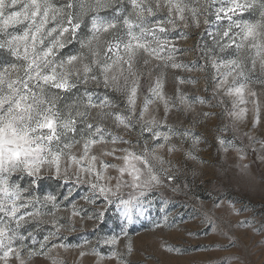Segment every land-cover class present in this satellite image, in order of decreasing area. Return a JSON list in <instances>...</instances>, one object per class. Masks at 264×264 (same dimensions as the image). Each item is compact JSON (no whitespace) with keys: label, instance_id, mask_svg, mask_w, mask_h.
I'll use <instances>...</instances> for the list:
<instances>
[{"label":"snow or ice","instance_id":"snow-or-ice-1","mask_svg":"<svg viewBox=\"0 0 264 264\" xmlns=\"http://www.w3.org/2000/svg\"><path fill=\"white\" fill-rule=\"evenodd\" d=\"M193 37L195 42L185 47ZM192 52L195 60L184 58ZM208 70L212 87L204 91H211V96L185 90L200 81L180 73ZM170 82L175 85L171 92ZM261 90L264 0H0V264H28L33 259L56 264L49 256L53 249L76 247L65 243L68 237L61 233L76 232L77 220L99 223L114 207H122L124 217L132 220L133 200L138 197L115 200L127 184L119 179L114 186L104 182L107 169L117 166L96 163L98 143H132L108 128L109 120L143 137V154L119 150L128 154L123 157L125 166L118 169L120 177H131V187L143 196L146 188L161 183L147 159L148 142L167 145L170 153L179 150L170 143L177 136L191 138L194 145L206 143L194 125L216 116L202 111L189 127L180 119L170 123L173 113L187 118L199 103L222 108L221 119L247 123L249 109L243 105L252 97L254 131L261 126ZM226 97L237 99L226 102ZM155 100L164 109L159 122L145 119ZM230 130L234 132L226 124L216 126L217 149L236 148L238 158L245 160L235 134L227 135ZM243 135L252 143H264V137L249 131ZM117 151L103 155L120 159ZM186 157L199 159L190 152ZM132 160L149 169L147 179L129 165ZM164 179L171 184L175 176L165 174ZM48 182L67 191L60 196L46 191ZM85 184L83 193L77 188L73 194V188ZM76 197L93 206L102 201L104 206L94 207L89 215ZM215 204L221 206L219 197ZM208 227L216 225L209 221ZM104 243L118 247L120 236ZM236 244L230 238L227 247ZM126 248L130 255L131 243ZM90 254L98 257L97 264L106 258L94 248ZM107 259L120 261V256L113 251ZM233 259L238 257L223 261Z\"/></svg>","mask_w":264,"mask_h":264},{"label":"rangeland","instance_id":"rangeland-1","mask_svg":"<svg viewBox=\"0 0 264 264\" xmlns=\"http://www.w3.org/2000/svg\"><path fill=\"white\" fill-rule=\"evenodd\" d=\"M194 42L195 37L184 46L191 47ZM72 47L69 46L70 49ZM184 58L195 60L196 53L185 54ZM210 72L211 70L180 73L195 76L200 81L195 88L186 86L185 90L191 95L211 96V91H204L205 87H212ZM169 79L171 81V74ZM147 85L146 78L144 87ZM252 87L256 88L257 85L253 83ZM174 88L175 85L170 82L169 91ZM142 98L143 93L141 102L137 104L138 109ZM259 98L262 110L261 126L254 131H250L255 107L252 97H247L249 103L243 105L249 109L247 123H233L230 118L221 119L222 108H209L199 103L194 104V111H191L187 118L183 115L178 117L177 113H173L169 117L170 123L180 119L184 126L189 127H193L191 120L200 119L199 113L202 111L214 112L216 116L208 123L194 125V130L203 134L206 143L194 145L191 138L177 136L170 143L178 146L179 150L170 153L167 145L154 147L151 141L148 142L147 159L152 169L160 175L161 183L146 188L143 196L139 195V190L131 187V177H120L118 171L120 167L125 166L123 157L128 154L119 150L131 148L134 152L143 154V137L123 126L117 128V122L109 120L106 126L132 143H98L96 163L99 166L102 161H107L117 166L107 169L104 182L114 186L119 179L127 184L121 188L115 200L138 197L133 200L132 220L129 222L124 217L122 207L112 208L99 223L88 219L77 220L76 232L61 233L68 237L65 243L76 247L67 251L56 248L49 256L56 258V264H97L98 257L90 254L94 248L106 257L100 264H225V257H238L226 264H264V143H252L243 135V132L249 131L254 137H264V90L260 91ZM235 99L237 98L226 97L225 101ZM173 102L170 97L168 103ZM216 102L215 99L211 100L213 105ZM163 112V107L155 100L150 103L145 119L155 118L159 122ZM134 122L143 123L135 119ZM219 124H226L230 129H234V132L230 130L227 135L231 137L235 134L236 145L243 148L247 155L245 160L238 158L236 148L224 152L222 149L227 147L225 145L220 150L217 149L214 138L216 126ZM113 148L118 149L115 155L120 159L103 155L105 151L110 152ZM253 148L256 151H252ZM189 152L199 159L187 158L186 154ZM129 165L139 169L145 179L148 178L149 169L144 167L142 161L132 160ZM244 165L248 167L245 168ZM165 174L175 176L171 184L164 179ZM108 176L113 179L108 181ZM85 187L86 184L84 187L77 186L72 192L75 195L78 188L79 192L83 193ZM45 190L55 192L57 196L67 191L63 185L57 187L52 182L45 185ZM218 197L221 199L219 207L215 204ZM76 199L83 208L89 209V215L94 207L98 209L104 206L102 201L93 206L78 197ZM233 204L235 208L232 207ZM209 221L215 223L216 227L210 229ZM245 221L247 223H244ZM43 231L41 226V232ZM116 235L120 236L118 247L104 243ZM230 238L237 241L235 247H227ZM128 243H131L133 248L130 255L126 248ZM82 250L88 254L81 257L79 253ZM113 251L119 254L120 261L107 259ZM12 264H16V261H12ZM28 264H51V260L33 259L28 261Z\"/></svg>","mask_w":264,"mask_h":264}]
</instances>
